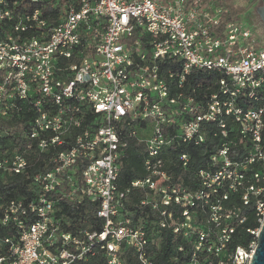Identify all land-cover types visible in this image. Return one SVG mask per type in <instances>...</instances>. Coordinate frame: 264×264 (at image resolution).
Here are the masks:
<instances>
[{"label": "built area", "instance_id": "built-area-1", "mask_svg": "<svg viewBox=\"0 0 264 264\" xmlns=\"http://www.w3.org/2000/svg\"><path fill=\"white\" fill-rule=\"evenodd\" d=\"M222 2L64 0L52 14L60 0H0V176L28 180L1 207L0 264H124L128 252L135 264L251 262L264 39ZM128 137L143 175L120 187ZM131 190L155 218L133 220ZM85 201L99 230L63 212Z\"/></svg>", "mask_w": 264, "mask_h": 264}, {"label": "trees", "instance_id": "trees-1", "mask_svg": "<svg viewBox=\"0 0 264 264\" xmlns=\"http://www.w3.org/2000/svg\"><path fill=\"white\" fill-rule=\"evenodd\" d=\"M64 0H60V4L55 9H52L50 12L52 14H57L59 10V5H62ZM223 5L228 8L229 14L227 15L228 19L231 20H240V14L243 11L242 7L233 8L227 0H223ZM127 147H126V156L122 162V167L118 176V182L120 187L126 186L132 179L136 177H140L143 175L142 169V144L137 141L134 137H128L127 139ZM11 145V144H10ZM12 147V146H11ZM28 180L22 174H7L4 176H0V214L2 205L9 199L22 196L27 194L28 191ZM142 196V192L139 190H131L129 194V202L127 204V209L130 212L133 220L135 221H146L152 218H155L154 214L145 208H138L137 204L139 203V199ZM87 202V203H86ZM96 203H92L90 201H85L83 204H80L77 207L71 206L67 204L63 208V212L65 215L69 216L73 221L74 225L73 229L78 227L87 228V229H100L101 221L95 216ZM85 223H83V221ZM82 223H81V222ZM255 225V220L253 216V212L249 210L248 218L244 223L243 227H253ZM9 233L6 227L0 224V237ZM241 235L240 238L236 239V243L244 244L246 240L249 238L248 234L244 231V229H240L238 231V235ZM171 246V234L169 231H164L162 234L161 240V248L160 254L156 256L158 261H161L166 254V251ZM3 251V245L0 243V252ZM97 258V257H96ZM91 264H105L103 260L100 258L98 260L93 261ZM124 264H135V260L128 252L125 257Z\"/></svg>", "mask_w": 264, "mask_h": 264}, {"label": "rangeland", "instance_id": "rangeland-1", "mask_svg": "<svg viewBox=\"0 0 264 264\" xmlns=\"http://www.w3.org/2000/svg\"><path fill=\"white\" fill-rule=\"evenodd\" d=\"M233 7H242L243 11L240 14L241 19L253 30L256 29L258 16L255 12V6L261 3V0H227Z\"/></svg>", "mask_w": 264, "mask_h": 264}, {"label": "water", "instance_id": "water-1", "mask_svg": "<svg viewBox=\"0 0 264 264\" xmlns=\"http://www.w3.org/2000/svg\"><path fill=\"white\" fill-rule=\"evenodd\" d=\"M255 12L264 28V0L255 6ZM249 264H264V222L257 236V243Z\"/></svg>", "mask_w": 264, "mask_h": 264}, {"label": "flooded vegetation", "instance_id": "flooded-vegetation-1", "mask_svg": "<svg viewBox=\"0 0 264 264\" xmlns=\"http://www.w3.org/2000/svg\"><path fill=\"white\" fill-rule=\"evenodd\" d=\"M256 24L257 25H256V29L255 30H256V32L258 34V37L261 38V39H264V28H263L259 18H258Z\"/></svg>", "mask_w": 264, "mask_h": 264}]
</instances>
